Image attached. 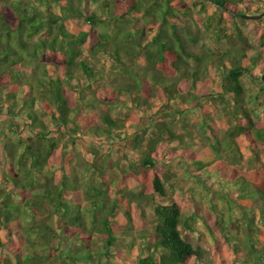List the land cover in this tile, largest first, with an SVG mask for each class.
Instances as JSON below:
<instances>
[{
  "label": "trees",
  "instance_id": "16d2710c",
  "mask_svg": "<svg viewBox=\"0 0 264 264\" xmlns=\"http://www.w3.org/2000/svg\"><path fill=\"white\" fill-rule=\"evenodd\" d=\"M202 1L214 11L205 29L216 23L218 40L229 44L219 59L210 50L193 51L204 40V22L194 14L207 13L206 5L197 10L186 0H0V252L7 251L1 264H103L117 255L119 240L128 243L127 264H203L204 248L181 231L201 238L193 221L220 235L234 264H264V123L243 83L256 71L264 74V50L249 57L242 31L223 28L225 16L241 18L246 0ZM213 68L220 92L211 100ZM154 98L162 103L159 117ZM143 117L151 132L139 133L131 150L140 160L129 164L132 172L122 169L111 197L108 182H93L105 170L85 158L74 163V150L66 155L65 147L83 139L94 153H110ZM242 136L248 157L238 144ZM199 141L212 152L210 161L198 159ZM169 148L172 162L165 164ZM182 168L185 182L178 174ZM188 178L199 189L188 186ZM130 179L146 191L128 188ZM184 191L195 206L186 217ZM156 198L169 203L156 205L153 242L133 259L136 246L128 239L145 238L134 210L143 212L146 201ZM219 199L226 201L227 214L217 208ZM117 209L125 210L129 229L117 230L111 222ZM54 216L60 234L52 223H34ZM12 239L23 245L8 248ZM56 239L58 246H50ZM105 264L121 262L110 258Z\"/></svg>",
  "mask_w": 264,
  "mask_h": 264
},
{
  "label": "rangeland",
  "instance_id": "374dc122",
  "mask_svg": "<svg viewBox=\"0 0 264 264\" xmlns=\"http://www.w3.org/2000/svg\"><path fill=\"white\" fill-rule=\"evenodd\" d=\"M186 1L189 3V5L195 6V4H197L198 5L197 10H199L200 8H201V10H203L202 9L203 5L208 6L207 13L205 12L202 15L196 14V11H195V14H194L195 19L198 20V22H200L201 26H202V22H204L203 27H202V33L204 36V40H201L200 43L198 44V46L193 49V51L200 52V51L210 50L211 52L217 54L216 59H219L222 56V54L227 49H229V44L227 43V41L222 42V41L218 40L217 35L220 37L222 35V32L220 31V29L215 28L216 23H214L212 27L205 29L206 24H207V16H210L212 14V12H214L212 7L207 5L202 0H186ZM55 10L58 11L59 10L58 7H55ZM261 10H264V0H246L245 5L240 7V11H242V14L251 15V16L261 14L262 13ZM244 21H246V20H244ZM77 25L79 27H81L80 24H77ZM223 26H224L223 28L229 34L235 33L236 27H238L239 30L242 31L243 36L246 39V44H242V46L246 47V48L250 47V50L248 52L249 57H255V56H257V54H259L261 52V50L262 51L264 50V48L262 47V45L264 44V18L260 21L243 22V20L241 18H237V20L235 21V20L225 16V18H223ZM205 30H207V31H205ZM229 65H230V63L227 62V66H229ZM255 76L256 77H254V78L244 77V79H243V83H244V87H245V91H246L245 97H246V99L247 98L251 99L252 104L250 105V107L255 108L257 110L258 122L263 121V123H264V87H262V86H264V82L261 80L263 75H261L259 71H256ZM218 78L219 77L215 72V68H213V70L211 71V77L208 79L212 82V84L207 85L209 88V91L211 92V97H212L211 100H214V96L216 95V93L218 91L220 92L219 85H218ZM110 84L111 83H108V85H110ZM217 86H218V90L216 88ZM127 99L129 100L128 97H127ZM128 102L130 103L132 101H128ZM152 102H153L152 104L154 105L155 108H159L162 104L160 102V100H157L155 98L152 100ZM159 111L160 112L155 113V116L159 117L162 114V112H161V111H163L162 106L159 109ZM90 112H92V111L87 112V114L91 115L92 113H90ZM195 113L200 114V112L198 113L197 111ZM122 114H127V113H122ZM115 115H116V113H115ZM142 119L143 120H141L142 121L141 125H139L134 130L135 133H134V131L131 130L130 133H128L129 135L124 140H117V142H118L117 145L113 146L110 153H107L108 151H105L104 148H100V147L99 148L101 149V151L94 153L93 150L90 149L91 145H89L87 142H84L82 139L80 141H77L76 145L74 143H71L68 146H66L65 147L66 155L70 154L71 151L74 150V152H73V154H75L74 163L77 162V159L79 161H82V159L85 158V162L95 163L98 168L102 167L105 170V172L103 173V177L97 178L95 175L93 182L95 184H97L98 186L101 185L102 184L101 182H103V181H106V183L108 182L110 185V188H108V190H109V193L111 194L110 196L113 197L114 191L116 190V186L118 184V181H120L122 178V176H121L122 169H124L128 172H132V170L129 167V164L132 161H135L136 163H138L140 160V156H138L137 153H133L131 151L133 148H135L134 142L137 138V135L139 133H141L142 136H144L146 133H148V135H149L150 134L149 132H151L149 129L144 128V126L148 125L149 118L147 119V117H143ZM225 122L226 121H222L220 123V128L222 130L221 131L222 137L226 136V130L228 128V126ZM132 123H133V120H130V119L126 120L127 125H131ZM72 133L74 135L77 134V132L74 129H72ZM199 133H200V131H199ZM200 134H196V135H198V137H199ZM142 136H141V138H142ZM238 140H240L238 144H240L241 149L247 155L246 145H247L248 141L246 140V138L244 136H242ZM200 142L201 141L197 142V145L204 147L203 144ZM146 144L147 143L143 142V145H142V143L140 145H142L141 147H146ZM96 146H97V148H95L94 151H96L98 149L99 145H96ZM169 150H170V148L167 149L166 151H163L164 157L166 160L165 164H170V162H172V160H170V157H169V152H168ZM261 153H262V151H261ZM2 155L3 154H2L1 149H0V166L2 164ZM125 155L127 156L126 158H125ZM74 163H73V165H74ZM252 167H254V165H252ZM247 168H248V170L250 169L249 166H247ZM182 172H183V174H182ZM178 174L182 176L181 180H183L185 182L187 177L184 175V169L183 168H182V171ZM1 177H2V175H1V171H0V179H1ZM127 183H128L127 187L134 190L136 193L141 194L142 192L146 191V187L143 184L138 183L134 179L128 180ZM186 183L188 186H196L198 188L197 184L189 178L187 179ZM186 190H188V189L186 188ZM169 191H171V190H169ZM190 195H191V193L190 192L188 193V191H184L182 193V195H180L182 198L181 200H182V204H183V214L185 217L188 215H191L192 210L195 209V206H193L191 204L193 202L189 200ZM199 197H202V196H199ZM198 198H197V200H198ZM161 203L166 204L169 202H167V201L163 202L161 199L156 198L155 202L146 201V203H145L146 209L143 212H142L143 209L134 210L135 222H137V224L139 226L138 228L140 230H142L145 238L144 239H140V238L139 239H128L131 242L134 241L135 246H136L130 255L131 258L136 259L137 256H139L138 252H140L141 249L146 251L147 243L153 242L152 241V239H153L152 233L154 230V228H153L154 224L156 222L155 207L157 204H161ZM217 208L225 214H227L229 212L226 201H223L221 199L217 200ZM144 212H145V214L143 215ZM232 213L236 219L241 220V221L243 220L242 212L237 206H233ZM111 222L114 223L116 228L118 226H123L126 229H129V227L127 225L128 221H127L124 209H117L114 217L111 218ZM34 223L37 225L52 223L53 225L52 224H50V225H52L55 228L57 234H60V230H58V218L56 216H54L52 221L50 219H48L47 217H44V218L36 217L34 219ZM191 224H193V225L197 224L198 229L200 230V232H202L201 238H198L197 233H191L190 234V231L186 230L184 227L181 228L182 235H183L185 240L191 242L194 246H196V247L202 246L204 248V250L206 251V254L203 257V264H234L233 263L234 254L229 249L228 245L223 241V239L219 237L220 235L218 233L210 234L209 230L204 229L200 226V223H196L193 221V222H191ZM117 230H118V228H117ZM58 242H59V239H56L52 242V244L50 243V246L57 247ZM127 244H128L127 242H124L121 240H119L115 243L117 255H114L116 257L110 256L111 262L115 261L118 263V261H119V262H121V264H127V262L125 263V261H124L125 256H123L125 254V249H126ZM21 245H23L22 239L21 240L12 239V242L9 243L7 245V247L15 249L16 247H19ZM93 251L95 253L97 251V249H93ZM5 253H7V251L2 250L0 252V255L5 256ZM110 258L103 259V262H104L103 264L107 263L110 260ZM126 259H128V258L126 257ZM129 264H133V263H129Z\"/></svg>",
  "mask_w": 264,
  "mask_h": 264
},
{
  "label": "crops",
  "instance_id": "0c3cea01",
  "mask_svg": "<svg viewBox=\"0 0 264 264\" xmlns=\"http://www.w3.org/2000/svg\"><path fill=\"white\" fill-rule=\"evenodd\" d=\"M240 141V140H238ZM247 147V145H246ZM197 149H198V159L204 161V162H207V161H210L212 158H213V154L212 152H210L207 147H200V146H197ZM243 152V150H242ZM244 153V152H243ZM245 154V153H244ZM247 157H248V153H247ZM246 157V159H248ZM245 171H248L247 167H245ZM178 195H179V191L177 192Z\"/></svg>",
  "mask_w": 264,
  "mask_h": 264
},
{
  "label": "water",
  "instance_id": "95a60500",
  "mask_svg": "<svg viewBox=\"0 0 264 264\" xmlns=\"http://www.w3.org/2000/svg\"><path fill=\"white\" fill-rule=\"evenodd\" d=\"M240 17L246 21H260L264 18V12L259 15H253V16L243 14V15H240ZM262 81L264 82V74L262 76Z\"/></svg>",
  "mask_w": 264,
  "mask_h": 264
}]
</instances>
